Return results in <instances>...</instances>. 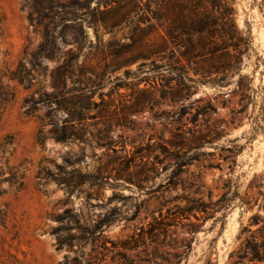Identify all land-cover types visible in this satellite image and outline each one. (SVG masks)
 Returning a JSON list of instances; mask_svg holds the SVG:
<instances>
[{
	"label": "rangeland",
	"instance_id": "rangeland-1",
	"mask_svg": "<svg viewBox=\"0 0 264 264\" xmlns=\"http://www.w3.org/2000/svg\"><path fill=\"white\" fill-rule=\"evenodd\" d=\"M106 1L113 34L85 26L96 48L78 64L95 56L93 101L107 105L82 141L41 142L45 110L22 115L43 76L30 89L3 79L14 98L0 108V264H258L240 249L264 232V0H226L223 25L175 40L172 0ZM21 2L0 0L1 73L40 40ZM200 40L219 52L185 59ZM73 170L84 180L69 193L57 180Z\"/></svg>",
	"mask_w": 264,
	"mask_h": 264
},
{
	"label": "trees",
	"instance_id": "trees-1",
	"mask_svg": "<svg viewBox=\"0 0 264 264\" xmlns=\"http://www.w3.org/2000/svg\"><path fill=\"white\" fill-rule=\"evenodd\" d=\"M111 2L103 1V9H100L99 0H22L21 10L26 12L28 24L40 36V40L30 52L27 61L20 60L15 69L0 72V108L14 98V92L3 83V79L15 80L25 89H30L36 82V77L43 76L45 79L38 83L37 88L28 97L24 98L21 106L23 116L31 115L41 109L45 110L44 118H41V126L48 125L49 129L46 132L39 131L38 138L41 142L46 137L60 143L82 141L85 132L84 121L94 117L90 113L91 110L99 108V112H103L106 108L103 95L100 94L99 103L93 101L95 90L101 87L102 79V74H96L95 71L96 67L93 64L95 56L88 53L80 64L78 57L84 47L88 52L96 48L92 42H87L85 26L93 27L95 33L99 27H102L106 32L113 34V29L116 27V9L110 7ZM172 2L178 8L177 18H180L176 22V30L174 26L166 30L169 33L166 34L168 38L173 40L176 39L173 36L175 32L191 37L201 34L205 29L223 25L222 22L227 21L230 12L226 0H172ZM92 3L95 4L92 6ZM200 9L210 12L200 13ZM213 10H218L219 19L212 15ZM226 36L224 45L234 47L232 43L234 37L230 34ZM96 39L95 44H98L97 36ZM205 42L200 40L199 43L193 44L189 41L188 50L182 55L187 59L190 56L192 58L202 55L211 56L219 52V49H214ZM171 44L180 46L179 42L171 41ZM241 44H248L247 40L240 37ZM66 46L71 48L66 50ZM48 63L54 64L50 70ZM89 75H94L95 79ZM47 77L50 91L42 86ZM73 92L74 95L71 96ZM62 112L67 115L59 122L58 115ZM73 172H76L77 180L73 177L57 180L58 185L62 184L69 193L84 180V175L80 172L75 170ZM240 251V259L250 255L248 257L250 263L264 264V232L260 243L246 240ZM59 264L68 263L63 261ZM85 264L93 263L86 261Z\"/></svg>",
	"mask_w": 264,
	"mask_h": 264
}]
</instances>
